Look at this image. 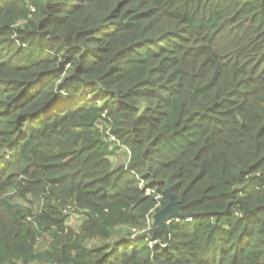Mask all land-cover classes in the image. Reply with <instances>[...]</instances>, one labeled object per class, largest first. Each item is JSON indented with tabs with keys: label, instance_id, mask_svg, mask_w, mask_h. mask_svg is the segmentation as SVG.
Returning a JSON list of instances; mask_svg holds the SVG:
<instances>
[{
	"label": "trees",
	"instance_id": "obj_1",
	"mask_svg": "<svg viewBox=\"0 0 264 264\" xmlns=\"http://www.w3.org/2000/svg\"><path fill=\"white\" fill-rule=\"evenodd\" d=\"M34 262L264 264V0H0V264Z\"/></svg>",
	"mask_w": 264,
	"mask_h": 264
},
{
	"label": "water",
	"instance_id": "obj_2",
	"mask_svg": "<svg viewBox=\"0 0 264 264\" xmlns=\"http://www.w3.org/2000/svg\"><path fill=\"white\" fill-rule=\"evenodd\" d=\"M167 197V205L153 215V225L155 227V232L166 231L167 222L172 219L186 218L178 211V205L174 201V196L171 193L170 189H167Z\"/></svg>",
	"mask_w": 264,
	"mask_h": 264
},
{
	"label": "rangeland",
	"instance_id": "obj_3",
	"mask_svg": "<svg viewBox=\"0 0 264 264\" xmlns=\"http://www.w3.org/2000/svg\"><path fill=\"white\" fill-rule=\"evenodd\" d=\"M122 148H124V147L122 146ZM122 148H121V150H123ZM115 157H116V159H115V162H113V165H116L117 163L123 162L124 158H125V154L122 151H117V153L115 154ZM10 194H12V192ZM13 202L23 206L24 208L25 207H31V209L34 212L38 209L39 205L41 204V202H39L37 200H33L32 198H28L27 200H22V199L20 200L19 198L15 197V198H13ZM67 223L69 226L75 227L78 225L79 222H78V219L72 218L70 216V218H67ZM151 224L153 225V216L151 217V219L149 221L150 226H151ZM149 229H150V227L146 228L145 231L148 233L149 237H151V234H149V231H148ZM140 234L143 235V233H140ZM50 241L51 240L48 237L45 238L44 240L38 242L37 248L44 249L45 247L48 246V243H50ZM32 264H42V263L34 262Z\"/></svg>",
	"mask_w": 264,
	"mask_h": 264
},
{
	"label": "built area",
	"instance_id": "obj_4",
	"mask_svg": "<svg viewBox=\"0 0 264 264\" xmlns=\"http://www.w3.org/2000/svg\"><path fill=\"white\" fill-rule=\"evenodd\" d=\"M112 141H114V139L113 138H110ZM69 209V208H68ZM186 219V221H188V222H191L192 221V219H191V217H186L185 218ZM168 223V222H167Z\"/></svg>",
	"mask_w": 264,
	"mask_h": 264
}]
</instances>
